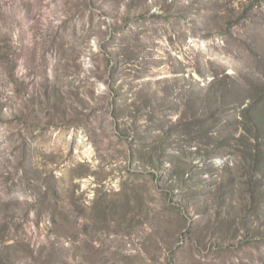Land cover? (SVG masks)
<instances>
[{
	"label": "rangeland",
	"instance_id": "rangeland-1",
	"mask_svg": "<svg viewBox=\"0 0 264 264\" xmlns=\"http://www.w3.org/2000/svg\"><path fill=\"white\" fill-rule=\"evenodd\" d=\"M0 264H264V0H0Z\"/></svg>",
	"mask_w": 264,
	"mask_h": 264
},
{
	"label": "trees",
	"instance_id": "trees-1",
	"mask_svg": "<svg viewBox=\"0 0 264 264\" xmlns=\"http://www.w3.org/2000/svg\"><path fill=\"white\" fill-rule=\"evenodd\" d=\"M250 110V109H249ZM249 110L248 111H246L247 113L249 112Z\"/></svg>",
	"mask_w": 264,
	"mask_h": 264
}]
</instances>
